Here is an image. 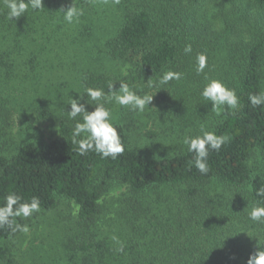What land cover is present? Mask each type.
<instances>
[{
    "label": "trees",
    "instance_id": "trees-1",
    "mask_svg": "<svg viewBox=\"0 0 264 264\" xmlns=\"http://www.w3.org/2000/svg\"><path fill=\"white\" fill-rule=\"evenodd\" d=\"M221 1L75 0L84 14L73 24L60 11L71 0H43V11L29 8L15 21L6 20L0 3V89L48 90L56 87L52 75L65 69L78 72L86 87L108 90L111 80L71 60L84 42L105 47L111 58H131L136 78L159 82L166 71L183 74L165 85L173 109L158 139L135 148L133 122L113 121L125 145L116 159L81 155L68 118L58 123L57 138L26 140L8 154L0 129V206L9 192L23 200L38 197L40 211L55 209L59 198L77 206L71 233L45 264H247L258 244L264 247V223L249 218L252 207L264 205L256 195L264 174L250 166L254 154L264 156V105L253 108L248 100L264 91V0H231L233 17L216 29L213 7L204 14ZM110 9L116 20L107 25ZM188 44L192 52L186 54ZM201 50L210 61L212 53L226 61L197 74ZM205 75L236 90L234 113L211 111L200 95ZM202 128L225 140L210 151L207 174L183 144ZM157 141L160 149L153 146ZM246 187L247 195L238 192ZM114 188L124 191L122 198L107 203L104 194ZM13 234L0 228V264H13L5 244Z\"/></svg>",
    "mask_w": 264,
    "mask_h": 264
},
{
    "label": "rangeland",
    "instance_id": "rangeland-1",
    "mask_svg": "<svg viewBox=\"0 0 264 264\" xmlns=\"http://www.w3.org/2000/svg\"><path fill=\"white\" fill-rule=\"evenodd\" d=\"M231 3V0H222L208 7V13L204 14L205 16L210 15L212 7V13L219 16V18L216 15L209 17L214 20L216 29L219 23L222 27L226 25L223 20H230L233 17ZM106 8H111L110 4L106 5ZM109 11L108 19H106L107 25L113 24L116 20L111 9ZM87 44L84 42L83 47L75 52L77 58L71 59L78 67L108 78L111 83H114V90H118L119 82L123 81L128 83L138 95L153 96L143 112L132 111L129 107L116 104L114 100L106 102L105 107L111 110L112 122H133L130 127V139L135 148L148 144L147 140L158 139L160 127L170 124L167 118L168 113L173 109L172 102L168 100L167 95L170 90H164L165 85L159 87L160 83L155 80L151 82L136 78L131 58H111L105 47L98 49V46L96 48ZM201 53L207 58L210 56L204 50ZM211 55V58L215 59L211 61L207 59V66H209V71L213 72V67L223 66L226 59L223 54L214 56L212 53ZM78 75L81 76L76 71L66 72L63 69L58 74L52 75L51 82L56 87L49 85L48 90H9L6 87L0 89V129L4 132V153H10L15 144L26 140L40 144L57 138L58 123L63 118H68L74 125L76 121L69 119L67 112L70 110V97L76 98L80 94L89 104L86 105L88 110L93 109L95 102L85 94V90H82L86 86ZM104 91L108 92V90ZM42 110L48 112L45 119L41 117ZM76 119L80 120L81 117L78 116ZM157 143L158 141L153 146L160 149ZM145 154L148 153L145 152ZM250 166L255 171L264 174V156L254 154L250 160ZM122 192L124 191L118 188L112 189L104 194L105 201L113 203L114 200L122 198L120 195ZM238 192L244 195L249 193L247 187L239 189ZM76 215V204L68 199L59 198L55 209L39 211L27 219L22 218L23 224L29 226V232L25 234L17 231L5 242L10 250L13 264L47 263L53 255L52 249H56L57 243L71 233V221Z\"/></svg>",
    "mask_w": 264,
    "mask_h": 264
},
{
    "label": "clouds",
    "instance_id": "clouds-1",
    "mask_svg": "<svg viewBox=\"0 0 264 264\" xmlns=\"http://www.w3.org/2000/svg\"><path fill=\"white\" fill-rule=\"evenodd\" d=\"M119 3V0H113ZM0 3L7 9L6 20L15 21L25 16L29 8L33 11H43V0H0ZM64 20L68 24L78 23L79 18L83 16V9L76 5L75 0H71L70 5L65 9L61 8ZM184 52L191 53L192 46L188 44L184 47ZM207 67V56L199 53L196 56V72L204 73ZM183 74L178 71H166L159 78L161 85H167L172 80H180ZM207 83L204 84L200 95L210 102L211 111L221 114L223 110L234 113L239 107V97L234 88H229L223 81L211 78L205 75ZM118 90H114V83L108 85V92L99 87H86L85 94L95 102L91 111L86 105H89L79 94L78 97H70V110H67L68 117L76 121L72 130L74 143L78 145V151L81 155L89 152L99 154L101 158L116 159L125 151V145L111 119V110L105 107L106 102L115 101L116 104L129 107L132 111L143 112L150 104L153 96L138 95L135 90L126 82L120 81ZM248 100L253 108L264 105V91L250 94ZM103 101V102H102ZM81 117L77 120V117ZM79 138V139H77ZM225 140L223 136H218L213 131L201 129V134L186 135L183 144L187 146V151L193 154L192 163L202 173L209 171L208 157L210 151H219ZM256 195L264 197V186L256 190ZM3 206H0V228L7 227L13 233L19 231L29 232L27 224H20L15 218H29L41 209L40 200L33 196L30 200L23 198L15 192H9L4 198ZM249 218L254 222L264 223V205L257 204L252 207ZM120 247L118 251H123V245L117 237L113 236ZM247 264H264V247L259 246L257 250L250 254Z\"/></svg>",
    "mask_w": 264,
    "mask_h": 264
}]
</instances>
